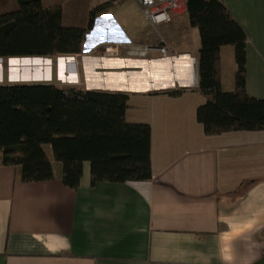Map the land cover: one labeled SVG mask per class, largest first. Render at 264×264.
I'll return each mask as SVG.
<instances>
[{
  "label": "crops",
  "instance_id": "obj_1",
  "mask_svg": "<svg viewBox=\"0 0 264 264\" xmlns=\"http://www.w3.org/2000/svg\"><path fill=\"white\" fill-rule=\"evenodd\" d=\"M40 1L59 6L62 21L104 6L74 56L77 85L128 96L125 121L150 128L152 178L92 186L84 162L69 189L59 163L52 180L35 183L0 164V264H264V130L204 134L196 120L206 101L197 91L200 36L185 1L157 27L135 0ZM219 1L246 37V94L263 100L264 0ZM14 10L15 0H0V14ZM116 46L125 49L104 53ZM158 46L165 56L128 52ZM235 72L234 47L222 46L223 93L234 91Z\"/></svg>",
  "mask_w": 264,
  "mask_h": 264
},
{
  "label": "trees",
  "instance_id": "obj_2",
  "mask_svg": "<svg viewBox=\"0 0 264 264\" xmlns=\"http://www.w3.org/2000/svg\"><path fill=\"white\" fill-rule=\"evenodd\" d=\"M190 25L197 28V91L206 101L196 110L204 134L264 130V99L245 91V42L240 26L219 0H184ZM16 10L0 14V59L71 57L82 52L96 12L85 28L62 24L59 6L15 0ZM233 46L235 89L223 93L219 49ZM182 90L167 92L179 95ZM128 96L52 84H0V164L17 168L22 183L50 181L52 163L61 182L76 189L84 162L90 183L143 182L152 178L150 128L125 121ZM49 146L51 158L44 146Z\"/></svg>",
  "mask_w": 264,
  "mask_h": 264
},
{
  "label": "rangeland",
  "instance_id": "obj_3",
  "mask_svg": "<svg viewBox=\"0 0 264 264\" xmlns=\"http://www.w3.org/2000/svg\"><path fill=\"white\" fill-rule=\"evenodd\" d=\"M70 18V19H68ZM88 22L87 15L85 19L79 13L75 15V18L64 17L62 24L66 27L85 28ZM57 58H41L40 60H48L51 65L47 66L42 62L40 65H34L33 58H29L30 63L21 65H10L11 59H0V81L3 84H52L58 87H79V66L80 58L72 57V61L75 65H57L60 60ZM67 61L69 57H62ZM23 61L22 59H16ZM59 60V61H58ZM33 64H32V63ZM68 62V61H67ZM76 69L77 74L74 72ZM69 70V71H68ZM74 72V73H72ZM67 73V74H66ZM68 78L70 81L66 84L61 83V79ZM46 154L51 158V150L49 146H44Z\"/></svg>",
  "mask_w": 264,
  "mask_h": 264
},
{
  "label": "built area",
  "instance_id": "obj_4",
  "mask_svg": "<svg viewBox=\"0 0 264 264\" xmlns=\"http://www.w3.org/2000/svg\"><path fill=\"white\" fill-rule=\"evenodd\" d=\"M135 2L144 17L153 27L168 23L170 21V12L177 7V0H135ZM121 48L125 49V47L122 46L105 47L104 53L115 55ZM150 51H155L161 56H165L167 53V48L164 46H158L154 48L144 47L142 49L128 50L129 54H138L143 56H145Z\"/></svg>",
  "mask_w": 264,
  "mask_h": 264
},
{
  "label": "bare ground",
  "instance_id": "obj_5",
  "mask_svg": "<svg viewBox=\"0 0 264 264\" xmlns=\"http://www.w3.org/2000/svg\"><path fill=\"white\" fill-rule=\"evenodd\" d=\"M23 61H19V60H16V59H11L10 61H9V64L10 65H15V66H17V65H21V64H28V63H30V61H29V59H22ZM66 60H60L59 62H57V64H59V63H63V62H65ZM42 62H44V64L45 65H47V66H49V65H51V63H50V61H48V60H44V61H42V60H40V59H33V63H34V65H40V64H42ZM70 61H68V63H69ZM32 63V62H31ZM32 63V64H33ZM66 63V62H65ZM71 63H73V62H71ZM70 64V63H69ZM74 64V63H73ZM73 64L71 65V66H73Z\"/></svg>",
  "mask_w": 264,
  "mask_h": 264
},
{
  "label": "water",
  "instance_id": "obj_6",
  "mask_svg": "<svg viewBox=\"0 0 264 264\" xmlns=\"http://www.w3.org/2000/svg\"><path fill=\"white\" fill-rule=\"evenodd\" d=\"M22 59H29V58H22ZM33 59H41V58H33ZM58 59H59V60H61V59L64 60V58H62V57H61V58H58ZM59 60H58V61H59ZM69 60L72 61V57L67 58V61H69ZM72 64H73V63H72ZM73 65H74V64H73Z\"/></svg>",
  "mask_w": 264,
  "mask_h": 264
},
{
  "label": "snow or ice",
  "instance_id": "obj_7",
  "mask_svg": "<svg viewBox=\"0 0 264 264\" xmlns=\"http://www.w3.org/2000/svg\"><path fill=\"white\" fill-rule=\"evenodd\" d=\"M102 19H110V17H103Z\"/></svg>",
  "mask_w": 264,
  "mask_h": 264
}]
</instances>
